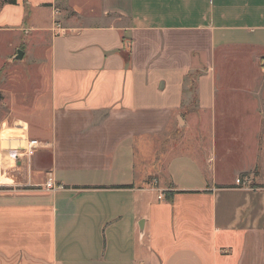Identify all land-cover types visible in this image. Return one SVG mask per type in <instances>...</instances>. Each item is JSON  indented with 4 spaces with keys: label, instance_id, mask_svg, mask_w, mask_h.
Returning <instances> with one entry per match:
<instances>
[{
    "label": "crops",
    "instance_id": "1",
    "mask_svg": "<svg viewBox=\"0 0 264 264\" xmlns=\"http://www.w3.org/2000/svg\"><path fill=\"white\" fill-rule=\"evenodd\" d=\"M23 32L0 264H264V0L3 3L10 54ZM5 128L42 144L15 162Z\"/></svg>",
    "mask_w": 264,
    "mask_h": 264
},
{
    "label": "rangeland",
    "instance_id": "2",
    "mask_svg": "<svg viewBox=\"0 0 264 264\" xmlns=\"http://www.w3.org/2000/svg\"><path fill=\"white\" fill-rule=\"evenodd\" d=\"M24 33V32H23ZM26 34V33H24ZM38 35H40V33H35V32H30L29 34H26L25 39L27 40V42H24L23 47L20 44V47H17L15 49V51H18L19 49L23 50L26 49V47H29V45L34 43V37H37ZM23 39L22 34L17 36L14 40L15 42H19ZM40 53L45 52V48H41L38 51ZM15 55L16 54H10L9 52V47L6 43H0V128L2 127L3 123H7V125H13V121L15 120V117H13L12 115H10V105H14L13 103H16L19 106H27L30 105L31 102H29L28 104L25 101L22 100H16V94L22 93L24 92V94H26V96H30L31 95V88L30 90L27 89L25 86H17L14 87L11 85L10 81H9V77L8 75H12V74H20V79H31V80H35L37 77V72H38V65L33 66V61L31 59H28V56H24L22 59H15ZM46 55V53H45ZM44 66H46V61L44 62ZM41 65V68L44 67ZM41 71V69L39 70ZM45 71V72H44ZM44 78H46V76H48V70H44ZM6 74H8L7 76H5ZM29 84V83H28ZM32 87V85H31ZM10 92V93H9ZM11 92H14V96H15V101L11 100ZM10 99V100H9ZM43 103L47 102L46 97H44L43 101H41ZM42 108V109H41ZM39 108L40 110H45V108L41 107ZM38 109L34 110L33 112L37 111L40 112L42 114V111H40ZM36 112V113H37ZM45 115V112H44ZM33 120H37V117H32ZM6 129V128H5ZM3 129V130H5ZM171 139H169L168 141H170ZM164 164H161V167H159L158 169H156L155 173L153 175H151V182H154L155 180L159 182V178L164 177Z\"/></svg>",
    "mask_w": 264,
    "mask_h": 264
},
{
    "label": "built area",
    "instance_id": "3",
    "mask_svg": "<svg viewBox=\"0 0 264 264\" xmlns=\"http://www.w3.org/2000/svg\"><path fill=\"white\" fill-rule=\"evenodd\" d=\"M56 27L60 29L58 33L64 32L65 29L60 26L58 22H56ZM18 144H20L18 147L15 148L16 152L13 154V160L15 162L19 161L21 157H31L33 153L35 152V149L38 148L42 143L36 139V138H29L28 136L23 135L22 138L19 139ZM236 182L238 184L246 183V180L242 178H237ZM45 187L48 190L55 191L57 189L63 188L62 184H57L53 179L49 178L46 181Z\"/></svg>",
    "mask_w": 264,
    "mask_h": 264
},
{
    "label": "bare ground",
    "instance_id": "4",
    "mask_svg": "<svg viewBox=\"0 0 264 264\" xmlns=\"http://www.w3.org/2000/svg\"><path fill=\"white\" fill-rule=\"evenodd\" d=\"M11 128H6L1 133V138L3 143L9 144L10 140H13L14 142L18 143L19 139L23 137L24 133L22 132V129H17V133L10 132Z\"/></svg>",
    "mask_w": 264,
    "mask_h": 264
},
{
    "label": "water",
    "instance_id": "5",
    "mask_svg": "<svg viewBox=\"0 0 264 264\" xmlns=\"http://www.w3.org/2000/svg\"><path fill=\"white\" fill-rule=\"evenodd\" d=\"M15 57H16L17 59H22V58L24 57V52H23V50L19 49V50L17 51V54H16Z\"/></svg>",
    "mask_w": 264,
    "mask_h": 264
},
{
    "label": "trees",
    "instance_id": "6",
    "mask_svg": "<svg viewBox=\"0 0 264 264\" xmlns=\"http://www.w3.org/2000/svg\"><path fill=\"white\" fill-rule=\"evenodd\" d=\"M5 2L16 3V0H0V6Z\"/></svg>",
    "mask_w": 264,
    "mask_h": 264
}]
</instances>
